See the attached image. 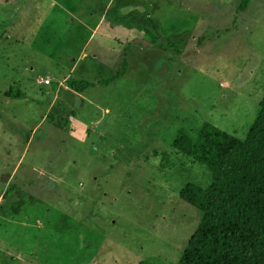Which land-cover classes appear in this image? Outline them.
Masks as SVG:
<instances>
[{
  "label": "rangeland",
  "instance_id": "obj_1",
  "mask_svg": "<svg viewBox=\"0 0 264 264\" xmlns=\"http://www.w3.org/2000/svg\"><path fill=\"white\" fill-rule=\"evenodd\" d=\"M239 3L0 0V264H179L178 192L211 178L174 144L244 138L264 88V0Z\"/></svg>",
  "mask_w": 264,
  "mask_h": 264
},
{
  "label": "trees",
  "instance_id": "obj_2",
  "mask_svg": "<svg viewBox=\"0 0 264 264\" xmlns=\"http://www.w3.org/2000/svg\"><path fill=\"white\" fill-rule=\"evenodd\" d=\"M248 1L240 0L238 9ZM126 66L123 57L108 78L95 82L70 78L65 85L76 92L107 85L123 75ZM6 93L20 96L12 88ZM174 146L204 165L211 178L205 187L187 182L178 192L200 214L178 263L264 264V88L244 138L204 122L195 142L183 136Z\"/></svg>",
  "mask_w": 264,
  "mask_h": 264
}]
</instances>
